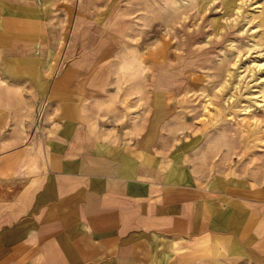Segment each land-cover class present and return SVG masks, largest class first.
<instances>
[{
    "label": "crops",
    "instance_id": "crops-1",
    "mask_svg": "<svg viewBox=\"0 0 264 264\" xmlns=\"http://www.w3.org/2000/svg\"><path fill=\"white\" fill-rule=\"evenodd\" d=\"M69 4L0 0V264H264V186L158 151Z\"/></svg>",
    "mask_w": 264,
    "mask_h": 264
},
{
    "label": "rangeland",
    "instance_id": "rangeland-1",
    "mask_svg": "<svg viewBox=\"0 0 264 264\" xmlns=\"http://www.w3.org/2000/svg\"><path fill=\"white\" fill-rule=\"evenodd\" d=\"M69 6L65 37L110 44L111 69L139 87L158 151L205 181L224 175L264 186V0Z\"/></svg>",
    "mask_w": 264,
    "mask_h": 264
}]
</instances>
